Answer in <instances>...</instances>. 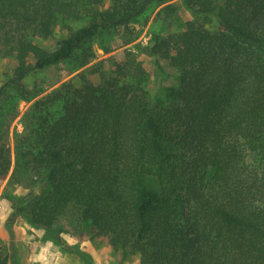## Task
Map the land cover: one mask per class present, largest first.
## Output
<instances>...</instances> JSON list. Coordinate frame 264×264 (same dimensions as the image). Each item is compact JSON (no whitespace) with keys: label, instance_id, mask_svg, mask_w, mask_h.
Here are the masks:
<instances>
[{"label":"trees","instance_id":"trees-1","mask_svg":"<svg viewBox=\"0 0 264 264\" xmlns=\"http://www.w3.org/2000/svg\"><path fill=\"white\" fill-rule=\"evenodd\" d=\"M173 1L0 0V55L14 61L0 86V182L18 103L35 99L10 181L44 186L8 218L55 235L67 221L139 264H264V0H181L195 19L142 48L153 98L133 52L91 64L94 43L104 54L131 44L152 16L177 15ZM159 59L176 85H161ZM60 65L77 73L48 93L25 85Z\"/></svg>","mask_w":264,"mask_h":264},{"label":"rangeland","instance_id":"rangeland-1","mask_svg":"<svg viewBox=\"0 0 264 264\" xmlns=\"http://www.w3.org/2000/svg\"><path fill=\"white\" fill-rule=\"evenodd\" d=\"M173 4L180 5L177 15L169 22L161 24L153 20V16L147 24L140 28L138 38L131 44L118 48L115 51L104 54L97 43L93 44L95 59L92 63L112 58L120 60L123 49H127L136 55L144 70L149 74V80L146 85L151 98L156 92L157 76L154 67V57L142 51V48H149L153 42L151 35L159 34L162 37H169L184 30L188 21H193L195 15L186 7L181 5V0H174ZM84 23L71 24L74 29L82 26ZM59 33L56 32V37ZM53 40L45 42L43 45L53 47ZM163 68L165 77L161 85L173 86L177 84V71L169 66L168 62L159 59ZM14 61L11 58L0 55V86L11 76V70ZM69 73V67L60 65L56 68H50L39 72L28 78L24 83L26 86L33 84L47 88L45 93L59 86L62 82L75 76L77 72ZM35 101H19L17 106V116L11 121L8 131V142L11 150V168L4 180L0 182V255L8 254L7 264H139L138 255H130L121 260L119 253L113 252L107 241L90 242L85 237L73 235L72 226L63 222L64 232L60 235L48 233L44 230L34 229L28 226L22 218L9 220L12 205H17L20 201L28 199L32 195L38 194L44 186L37 183L35 176H30L28 180L35 184L34 187L17 185L10 181L13 170V138L15 134L22 132V116L24 112ZM76 248V250L74 249ZM12 251L14 256H12Z\"/></svg>","mask_w":264,"mask_h":264}]
</instances>
